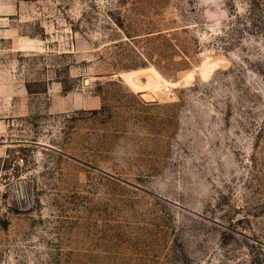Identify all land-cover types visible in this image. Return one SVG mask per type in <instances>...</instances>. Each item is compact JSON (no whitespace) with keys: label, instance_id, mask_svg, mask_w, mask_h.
Segmentation results:
<instances>
[{"label":"rangeland","instance_id":"374dc122","mask_svg":"<svg viewBox=\"0 0 264 264\" xmlns=\"http://www.w3.org/2000/svg\"><path fill=\"white\" fill-rule=\"evenodd\" d=\"M0 264H264V0H0Z\"/></svg>","mask_w":264,"mask_h":264},{"label":"built area","instance_id":"2783aa9c","mask_svg":"<svg viewBox=\"0 0 264 264\" xmlns=\"http://www.w3.org/2000/svg\"><path fill=\"white\" fill-rule=\"evenodd\" d=\"M170 90V88L169 87H166V91H169Z\"/></svg>","mask_w":264,"mask_h":264}]
</instances>
